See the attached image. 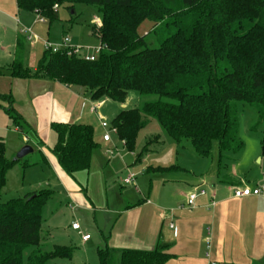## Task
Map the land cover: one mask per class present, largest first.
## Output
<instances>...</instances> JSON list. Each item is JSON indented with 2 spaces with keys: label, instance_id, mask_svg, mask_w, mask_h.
<instances>
[{
  "label": "trees",
  "instance_id": "16d2710c",
  "mask_svg": "<svg viewBox=\"0 0 264 264\" xmlns=\"http://www.w3.org/2000/svg\"><path fill=\"white\" fill-rule=\"evenodd\" d=\"M78 2L96 6L101 14V24L92 32L105 47L97 58L90 61L44 49L41 60L30 69L22 63L23 47L18 41L8 67L12 77L80 86L92 100L105 97L124 103L131 91L145 98L138 105L122 107L111 121L130 152L150 118L176 142L189 139L200 156H208L216 141L220 158L243 149L238 135L240 106L256 110L252 129L264 122V0H16L19 9L34 11L49 23L58 18L61 4L72 8ZM143 24L150 26L148 31ZM0 108L20 133L31 131L14 107L11 92H0ZM50 128L56 135L50 151L60 167L68 175L87 170L99 146L92 126L52 122ZM148 146L145 141L136 160ZM4 152L0 138V187L7 169L17 161ZM38 153L39 162H45ZM50 195L43 189L0 201V264H24L23 253L30 246L35 248L25 264L72 258L74 246L38 248L44 240L42 208ZM97 254L100 264H164L171 258L166 246L148 250L104 246L97 248Z\"/></svg>",
  "mask_w": 264,
  "mask_h": 264
},
{
  "label": "crops",
  "instance_id": "0c3cea01",
  "mask_svg": "<svg viewBox=\"0 0 264 264\" xmlns=\"http://www.w3.org/2000/svg\"><path fill=\"white\" fill-rule=\"evenodd\" d=\"M31 13L35 14L34 11L19 9L16 0H0V92H11L14 107L31 127L27 134L20 133L10 126L8 115L0 108V138L7 142V138L15 136L17 130L19 137L14 140V152L30 143L37 151L40 150L45 162L39 166L49 181L53 179L57 182L53 187L46 188L51 191L48 200L54 195V187L59 186L71 201L68 205L74 217L69 232L61 243L56 242L52 246L75 247V240L83 250L93 246L97 250L100 244L115 250H148L166 246L171 258L164 264H264V194L239 198L232 195L235 186L264 184V173L261 179H257L254 175L242 173L244 168L235 167L231 174L220 175L218 172L210 176L201 174L199 180L170 181L158 174L184 168L174 164L143 165L146 158L142 156L136 160L135 156V164L140 162L141 166L134 182L124 184V177L118 182L115 179L117 162H113L114 154L107 155V150L116 146L112 139L103 140L104 130L98 120V114L103 116L100 112L103 103L92 100L88 91L80 86L65 85L46 78L10 75L8 67L14 60L16 43L21 42L22 63L27 66L34 46L41 41L29 42L26 35L20 32L22 27L32 30V26L44 23L38 22L37 18L34 20ZM29 68L34 69L35 66ZM131 97L134 100L135 97ZM94 104H100V107L91 111L90 106ZM118 104L122 108L129 103L126 99ZM52 122H81L92 126L99 146L93 150L87 170L68 176L60 167L56 156L50 151L56 141V135L50 128ZM124 166L129 164L124 163ZM150 166L167 170H148ZM126 170L130 172L131 169ZM138 175L142 179L138 180ZM139 185L143 188L140 189ZM196 186L203 187L206 193L196 198L194 207H181L188 193ZM36 190L30 187L23 191V195ZM76 209L91 214L93 223L88 228L80 226L83 233L90 235L88 240L83 241L78 231L71 228L72 222L78 223L74 214ZM207 228H210L209 247L205 241ZM90 230L98 232L99 238L95 241Z\"/></svg>",
  "mask_w": 264,
  "mask_h": 264
},
{
  "label": "rangeland",
  "instance_id": "374dc122",
  "mask_svg": "<svg viewBox=\"0 0 264 264\" xmlns=\"http://www.w3.org/2000/svg\"><path fill=\"white\" fill-rule=\"evenodd\" d=\"M14 1V0H13ZM16 6V5H15ZM68 4H61L57 8L58 18L48 22L44 18L43 24H36L32 26V30L41 39L48 40L50 42L57 43L62 36H68L70 40L80 46H97L99 45V39L93 35V28L95 26L94 17L101 19V14L97 7L88 3H74L72 8H68ZM35 20L39 15L33 14ZM99 27V25H97ZM143 29L146 31L150 27L148 24H143ZM32 50V57L27 66H36L41 60L43 55V44L38 42ZM85 51V50H83ZM133 98L136 100L132 101ZM143 98L131 91L127 97L128 105H138ZM145 99V98H144ZM143 99V100H144ZM98 101L103 103L100 108L101 114L104 116L108 123H111L112 119L118 114L121 107L120 105L108 98L102 97ZM132 101V102H131ZM135 103V104H134ZM240 119L238 135L243 143V149L236 154H225L223 157H219L217 150V142L212 141L211 151L208 156L198 155L189 139H181L176 142L169 137L165 131L161 128L157 120L150 118L149 123L142 128L136 138L134 150L130 152L122 146L120 140L115 134H111L113 144L116 146L118 152L114 151V161L116 165V177L118 182H121V178L125 177L129 171L126 169L130 167V171L135 174L138 168L141 166L140 162L135 164L136 153H139L145 144V141H149L148 151L143 155V165H179L184 168L183 170H171L168 173L158 174L160 177L170 179V181L185 180L189 181L197 179L199 176H210L211 173H220V175L231 174L233 168H244L242 173L246 175H254L255 178L261 179V175L264 173V153L262 152L264 146V122H262L256 129L254 127L257 120L256 110L249 106H240ZM11 127L15 128L13 125ZM15 136L7 138L5 141V157L8 159H14L17 152H14L16 138L19 137L17 130ZM158 135V137H156ZM29 145V144H28ZM31 146V143H30ZM31 147L34 148V145ZM110 149V148H109ZM111 146V150H112ZM109 156V154H107ZM119 155V156H118ZM261 157L263 158L261 162ZM40 155L37 149H33L32 152L26 154L22 158L18 159L13 165H11L5 175V183L0 187V201L6 202L15 197H21L23 191L26 192L30 187L33 189L43 190L51 188L56 184L55 180L50 181L46 178L44 170L39 166ZM32 162L35 164L28 165ZM124 163H128L129 166H124ZM68 175V174H66ZM212 175V174H211ZM71 176V175H68ZM142 179L141 175H138V180ZM144 179V178H143ZM198 178L197 180H199ZM57 181V180H56ZM109 184L111 183L108 182ZM139 183V182H138ZM133 188V186H127L126 188ZM140 189L143 187L139 185ZM54 195L50 198L42 211V220L40 233L44 240L39 244L38 248L43 251H48L52 248V244L59 242L65 237V234L70 227V222L73 219V211L69 207L68 203H71L68 195L64 193L63 189L59 186L54 187ZM119 190V186H117ZM78 212V213H77ZM80 212V213H79ZM75 219L78 221L79 226L82 228L87 227L92 222V217L89 212L81 213L80 209L74 210ZM91 232V230H90ZM93 235L92 240L99 238L97 230L91 232ZM70 240L68 239V242ZM92 243V242H91ZM75 246L73 256L70 260L64 258H55L49 261V264H100L99 257L96 248L89 247L83 250V247L79 245L76 240L73 241ZM100 247H104V244H100ZM35 246H30L25 249L23 253V263H26L29 252L34 249Z\"/></svg>",
  "mask_w": 264,
  "mask_h": 264
},
{
  "label": "built area",
  "instance_id": "2783aa9c",
  "mask_svg": "<svg viewBox=\"0 0 264 264\" xmlns=\"http://www.w3.org/2000/svg\"><path fill=\"white\" fill-rule=\"evenodd\" d=\"M56 8V5L54 6ZM38 22H45L44 18L39 15L37 17ZM95 21V26L98 27L97 25L100 26L101 20L98 19L97 17H94ZM21 33H24L26 35V39L29 42H33L37 39L41 40L43 44V48L45 50H50L51 52H57V51H64L67 55H77L79 57H82L86 60H95L98 56V54L105 48L103 44L99 42V45L97 46H91V45H86V46H80V45H74L71 43V40L68 36H62L60 41L57 43L50 42L48 40H43L39 38L29 27H22L20 29ZM85 50V51H83ZM100 104H94L90 106V110L94 111L96 108H99ZM98 120L101 128L104 130V134L102 136L103 140L109 141L111 139V134H115L117 136V129L115 126H113L111 123H108L106 119L98 114ZM27 141V138H25ZM122 146H124V141L120 140ZM115 152H118L116 148H113L111 150L108 149L107 153L110 155H113ZM136 177V174L133 171L128 172V174L123 178V183L124 184H132L134 182V179ZM206 193V190L201 187V186H196L193 188L191 192L188 193L186 196L185 203L181 206L187 209H190L194 207L195 200L198 196L204 195ZM264 194V184L259 185V186H235L232 188V195L236 198L239 197H244V196H258V195H263ZM172 226V224H171ZM71 228L75 229L78 231V233L81 236V239L83 241L88 240L90 235L88 233H83L80 230V226L77 222H72L71 223ZM207 236L205 237V241L207 243V247H209L210 244V228H207Z\"/></svg>",
  "mask_w": 264,
  "mask_h": 264
},
{
  "label": "water",
  "instance_id": "95a60500",
  "mask_svg": "<svg viewBox=\"0 0 264 264\" xmlns=\"http://www.w3.org/2000/svg\"><path fill=\"white\" fill-rule=\"evenodd\" d=\"M32 151H33L32 147L28 144H25L18 150L13 160H18Z\"/></svg>",
  "mask_w": 264,
  "mask_h": 264
}]
</instances>
